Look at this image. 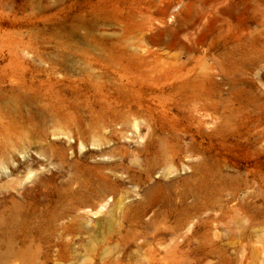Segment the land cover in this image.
I'll use <instances>...</instances> for the list:
<instances>
[{
  "label": "rangeland",
  "instance_id": "374dc122",
  "mask_svg": "<svg viewBox=\"0 0 264 264\" xmlns=\"http://www.w3.org/2000/svg\"><path fill=\"white\" fill-rule=\"evenodd\" d=\"M106 42L155 89L84 125L106 162L51 118L0 137L34 157L0 176V264H264V0H0V106L59 45ZM27 166L44 188L12 184Z\"/></svg>",
  "mask_w": 264,
  "mask_h": 264
},
{
  "label": "bare ground",
  "instance_id": "6f19581e",
  "mask_svg": "<svg viewBox=\"0 0 264 264\" xmlns=\"http://www.w3.org/2000/svg\"><path fill=\"white\" fill-rule=\"evenodd\" d=\"M125 45L106 42L79 48L74 44H61L55 49L57 53L36 60L30 75L22 74L14 78L11 85L1 86L4 101L0 106L2 140L18 138L23 126L33 120L51 118L60 125L57 133L60 137L56 139H61L68 148H74L72 139L78 140L79 152L84 156L91 154L95 159L99 156V162L110 160L103 148L106 137H90L88 145L84 125L94 128L99 124L101 128V123L112 116L136 110L138 103L155 89L153 83L160 74L156 69L151 71L135 63L137 59L127 52ZM133 65L138 66L132 68ZM31 156L19 146L13 153L7 151L0 158V176H11L22 163L33 161ZM36 167L27 166L23 179H11L12 184L20 185L24 181L30 191L44 188L48 180L44 175L47 168Z\"/></svg>",
  "mask_w": 264,
  "mask_h": 264
}]
</instances>
